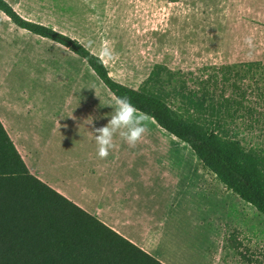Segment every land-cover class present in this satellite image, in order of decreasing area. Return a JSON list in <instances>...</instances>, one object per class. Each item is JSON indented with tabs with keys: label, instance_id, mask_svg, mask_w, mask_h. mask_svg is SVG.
<instances>
[{
	"label": "crops",
	"instance_id": "crops-1",
	"mask_svg": "<svg viewBox=\"0 0 264 264\" xmlns=\"http://www.w3.org/2000/svg\"><path fill=\"white\" fill-rule=\"evenodd\" d=\"M6 1L22 17L75 37L84 46L91 44L87 41L91 37H82L79 31H94L101 45H114L106 41L113 38L96 34L97 31L126 29L129 41L120 40H125L126 45L157 47L158 55L154 59L157 63L242 62L262 58L255 46L229 57H214L212 53L186 57L167 41L170 37L175 39L182 29L188 30L189 35L192 30L223 29L228 33L242 31V36L235 40L249 43L247 40L255 38L254 32L258 31L260 37V0ZM17 27L0 11V51L5 50L7 42L10 47L15 46L16 38L23 34ZM25 36L33 43L48 40L38 35ZM2 61L10 62V57ZM52 61L51 55H45L44 114L35 124L30 118L38 115L40 107L27 101L28 97L18 102L22 96L0 83V122L33 175L164 264H177L167 254L166 239L180 231L184 213L194 214L195 231H201L204 223L210 238L213 236L212 208L218 206L217 199L222 200L223 196L226 200L221 203V215H216L218 223L223 222L224 226L225 222H235L243 228L248 223L250 230L244 234L248 236L253 231L264 250V230L254 218L246 220L238 213L230 217V196H235L236 203L243 201L201 167L196 153L186 142L164 130L151 117H142L146 131L134 147L117 135L109 155L103 159L97 157L92 133L107 123L112 109L104 104L114 107L116 97L106 86L99 85L92 69L83 68L85 63L74 72L55 71L60 76L56 86L51 87L55 76ZM89 116L93 118L91 125L83 123ZM82 127L87 129L86 133L80 132ZM174 216L176 224L172 221ZM217 228L224 237V228ZM242 236L238 231V240ZM210 264H219L218 252L211 257Z\"/></svg>",
	"mask_w": 264,
	"mask_h": 264
},
{
	"label": "trees",
	"instance_id": "trees-1",
	"mask_svg": "<svg viewBox=\"0 0 264 264\" xmlns=\"http://www.w3.org/2000/svg\"><path fill=\"white\" fill-rule=\"evenodd\" d=\"M0 11L16 26L82 57L116 98H128L137 111L186 142L204 170L264 216V150L244 146L236 128L239 121L253 127L261 120L240 85L259 70L264 74L261 61L203 67L210 72L191 85L182 72L154 63L132 87L110 75L102 58L77 39L22 17L6 0H0ZM237 235L229 231L224 247L246 264H264L247 248L242 252ZM0 264L164 263L33 175L0 122Z\"/></svg>",
	"mask_w": 264,
	"mask_h": 264
},
{
	"label": "rangeland",
	"instance_id": "rangeland-1",
	"mask_svg": "<svg viewBox=\"0 0 264 264\" xmlns=\"http://www.w3.org/2000/svg\"><path fill=\"white\" fill-rule=\"evenodd\" d=\"M260 8V37L258 31L254 32L255 38L247 40L249 43H246V41L240 43V41L235 40L237 36H242V31H230L228 33V31L223 29L212 30L211 32L208 30H192L190 35L188 34V30L182 29L179 31L180 34L178 33L175 39L170 37L167 41L171 42V46L178 48L182 55H187L186 57H200V55H208L211 53L214 57H221V55H228L229 57L243 53L239 52V50H252L255 46V50L257 51L255 52L261 55L260 58L262 57L261 61L264 64V0H260ZM17 29L23 34L18 38L15 37V46L10 47V44L7 42L4 45L5 50L3 52L0 51V83L6 84V86L14 89V93L22 96V98L17 96L19 100L18 102H23L26 100L25 97H28L27 101L40 107V110L37 112L38 115H36V117L33 115V117L30 118L32 124H35L36 121L40 120L38 117L43 116L44 114L45 83L42 74L44 72L43 66L45 64V55L48 57L51 55L53 57L52 65L55 76H53L52 83H50L51 87L56 86L55 81H57L60 76V74H55V71L59 73L62 69H69L74 72L80 70L83 63H85L83 68L86 69V71L91 70V68L82 57L75 55L66 47L55 42H50L51 40L49 39L46 40V42H39L40 40H38L33 43L27 40L25 35H37L18 27ZM70 32H76V30H71ZM79 32H81L82 37H91L87 40L91 44L85 47L99 55L106 64L110 75L126 85L137 87L147 76L152 65L157 63L154 60L158 55L157 47L125 44V40L129 41L130 39L129 31L126 29L97 31L96 34L104 33L108 38H113L106 41L116 43L114 45H101V40L98 36H95L94 31ZM254 33L250 32L251 36L254 35ZM92 35L95 37L92 38ZM246 35L247 33L244 36L246 37ZM71 38L77 39L75 37ZM251 42H253V44H251ZM256 43H258V45H256ZM174 50L175 52L177 51L176 49ZM9 57L10 62L2 61L3 58L8 59ZM234 62L236 61L207 62L197 60L162 63L170 66L171 69L175 71L182 72V75L188 78V82L191 85L195 77H201L210 72V69L204 70L203 67ZM47 63H49V59L47 60ZM8 64L10 67L7 69L6 65ZM48 65L49 64H47V66ZM187 72H190L191 75L186 74ZM257 72L258 74H256V76H247L240 79V85L247 90V103L252 104L259 111L262 115L260 118L261 120L253 127L247 126V122L245 121H239L236 128L239 132V138L244 146L259 147L264 150V74L262 75V70ZM95 79L101 87H104L103 83L97 76H95ZM84 80L87 79L85 78ZM227 92H229V90ZM137 115L143 118L147 117L140 112H138ZM86 131V128L82 127L80 129V132L86 133ZM70 132H73V129H70ZM218 198V206H213L212 208L211 225L213 227V236L211 238L209 231L204 228V223L201 231L200 229L195 231V217L194 214L189 212L188 214L184 213L182 215L183 217L180 219V231L174 232V235L168 237L169 239H166V242L168 243L166 247L169 248L167 254L177 264H210L211 257H215L217 252L219 253V264H246L239 253L229 247H224L223 245L225 236L231 230H234L237 233L239 231V233L243 235L240 239L243 245V248L241 249L242 252L244 251V248H247L248 254H254L253 258L264 260L262 242L256 240L257 236H255L253 231L251 234L249 233L248 236L244 234V232L249 229L248 223L244 224L246 228H243L241 224H235V222H225L224 226L222 225L223 222L218 223L217 216L221 215L222 204L226 200L225 196H223L222 200H220V197ZM228 204L230 217L234 215L236 216L238 213L239 216H243L246 220L254 218L255 221H257L256 224L259 226L261 225L264 230V216H262L251 204L244 201L236 203L235 196H230ZM207 212L209 213V209ZM257 217H259V220H257ZM172 221L173 224H176L177 220L175 216ZM218 224L220 229L224 228V237L217 228L219 227ZM217 233L219 234L215 236ZM218 245H221L219 251H217ZM163 247L165 248V246Z\"/></svg>",
	"mask_w": 264,
	"mask_h": 264
},
{
	"label": "clouds",
	"instance_id": "clouds-1",
	"mask_svg": "<svg viewBox=\"0 0 264 264\" xmlns=\"http://www.w3.org/2000/svg\"><path fill=\"white\" fill-rule=\"evenodd\" d=\"M107 123L99 128H95L92 139L96 145L97 157L103 159L109 155V151L114 147V137L119 136L130 147H134L141 139L146 129L142 123V117L138 116L134 105L126 97H117L114 107ZM106 115V113L102 114ZM93 118L87 117L83 123L91 125Z\"/></svg>",
	"mask_w": 264,
	"mask_h": 264
}]
</instances>
